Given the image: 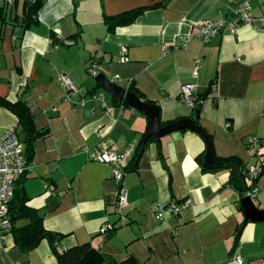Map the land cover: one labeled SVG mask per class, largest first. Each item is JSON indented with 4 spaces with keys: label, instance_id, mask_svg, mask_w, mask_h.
<instances>
[{
    "label": "crops",
    "instance_id": "crops-1",
    "mask_svg": "<svg viewBox=\"0 0 264 264\" xmlns=\"http://www.w3.org/2000/svg\"><path fill=\"white\" fill-rule=\"evenodd\" d=\"M241 1L43 0L36 23L25 22L26 0L0 5V98L24 102L36 130L45 131L17 185L0 264H61L57 246L65 249L66 264H230L235 251L243 264H264V221L245 220L246 195L231 187L229 171L204 167L205 141L181 130L144 142L147 118L114 103L87 74L95 62L110 81L116 76L113 83L158 108L162 128L192 117L180 88L196 85L203 100L199 125L211 138L214 161L235 158L253 167L258 156L247 149V138L264 141V0H248L255 21L235 34L192 40L186 48L180 42ZM140 9L130 25L110 30L105 23V17ZM62 74L79 89L71 102L64 99ZM92 94H102L107 107ZM10 127L20 131L17 118L0 105V137ZM140 143L148 144L121 184L128 208L117 215L119 186L110 167L90 160L86 149L112 148L134 166ZM256 187L253 203L262 211L264 171ZM185 201L190 205L178 216L156 219L157 204ZM107 225L113 229L100 234ZM41 230L51 237L29 251L19 245Z\"/></svg>",
    "mask_w": 264,
    "mask_h": 264
},
{
    "label": "built area",
    "instance_id": "built-area-1",
    "mask_svg": "<svg viewBox=\"0 0 264 264\" xmlns=\"http://www.w3.org/2000/svg\"><path fill=\"white\" fill-rule=\"evenodd\" d=\"M6 2L7 0H0V5L6 4ZM254 21L255 18L252 15L248 0H242L229 10L226 17L218 18L216 21H205L195 34L181 36L180 42L183 48H186L192 40H199L207 43L221 32L228 31L235 34L241 26L251 24ZM163 51L166 52L167 49L164 47ZM126 53L127 50L122 48L121 60L127 59ZM200 67V60H197L193 73L195 76ZM87 74L92 77L98 74L97 63L92 62L87 67ZM116 79V76L112 77L111 82H114ZM58 80L64 88V99L66 102H71L73 98L79 95V89L67 75H60ZM211 87L215 89L216 86L212 84ZM180 96L182 101L185 102L191 110L197 106L201 107L203 102L198 94L197 86L194 84L182 85L180 88ZM90 99L96 101L102 108L107 107L102 94H92ZM85 103L86 100L81 98L79 105L84 106ZM263 146L264 141L260 140L258 137L250 136L247 138V149L258 156L256 165L248 168V178L251 181L256 180L264 171V158L260 155ZM86 153L89 155L90 160L110 167L112 180L119 186L115 204V214L122 215L128 208V194L126 190L121 187L127 172L128 156L112 148H104L101 152L93 153H91L89 149H86ZM28 170L29 166L23 154V144L17 135V129L15 127H10L0 137V238L11 230L9 205L14 197L17 181L25 175ZM46 188L49 187L46 185ZM257 192V187L255 186L246 196L254 201L257 197ZM189 205V201H185L181 204L176 202L157 204L155 208L156 219L162 221L168 216H178ZM112 229L113 226L107 225L101 228L100 234H106ZM64 250L65 249L62 247H56V251L59 254L63 253ZM230 264H243V258L238 251L234 252Z\"/></svg>",
    "mask_w": 264,
    "mask_h": 264
},
{
    "label": "trees",
    "instance_id": "trees-1",
    "mask_svg": "<svg viewBox=\"0 0 264 264\" xmlns=\"http://www.w3.org/2000/svg\"><path fill=\"white\" fill-rule=\"evenodd\" d=\"M42 6H43V0H26L25 22L36 23L38 12L42 8ZM4 9L5 8L0 7V34H1L2 22H4ZM142 11L143 10L140 9V10L127 12V13H124V14H121L115 17H105V23L109 27L110 30H113L116 27L127 26L133 23L136 20V18L140 15V13H142ZM129 91H132V89H129ZM133 94L137 95L134 92ZM0 105L4 107L5 109L9 110L17 118L18 125L20 128V131H17V135L23 144V154L28 164L33 158L35 142L39 138L44 136L45 131L42 132V131L36 130L35 124H34V117L29 107L24 102L17 101L15 103H11L7 101L6 99L0 98ZM200 109H201L200 106L193 108L191 110L192 117L190 118L198 126H200L199 125ZM208 139H211V138L208 137ZM147 144L148 143H140L138 145L137 149L135 150L134 156H133V161L135 162V164L134 166L133 165L129 166L128 164L126 168L127 172L128 170L133 171L137 167L138 160L141 154L143 153V151L145 150V147L147 146ZM211 169L212 171H217V170L229 171L230 172L229 183L231 187L235 189L237 192H239L241 196L243 197L256 186V183L258 181V178L254 181H251L248 178V168H246L239 160L235 158L216 159L215 166ZM24 176L25 175H23L17 181L15 185V190H14L15 191L14 197L11 200V203L9 205V213H11L10 214L11 221L14 219L13 211L16 210V198H18V195H19V186L17 185H19L22 182L21 180ZM50 237H51L50 234H48L44 230H41L39 231V233H36L35 235L28 237L27 239H24V240L19 239L20 240L19 245H21L23 248L29 251L31 249H34L44 238H50ZM236 237L238 238V236ZM56 253L59 257L61 264H66V256H65L66 254L64 252L59 254L57 251Z\"/></svg>",
    "mask_w": 264,
    "mask_h": 264
},
{
    "label": "water",
    "instance_id": "water-1",
    "mask_svg": "<svg viewBox=\"0 0 264 264\" xmlns=\"http://www.w3.org/2000/svg\"><path fill=\"white\" fill-rule=\"evenodd\" d=\"M94 78L97 82L98 88L106 91L114 103L124 102L132 107L136 112L147 118L148 124L144 134V142H147L151 137H154L158 140L172 132L190 130L198 134L207 145L206 155L204 157V167L212 168L215 166L210 141L200 126L196 125L190 119H183L162 128L160 126L159 110L154 104L145 102L137 95L117 86L115 83L111 82L102 72H98ZM241 203L244 209L246 221H264V210L260 211L257 209L249 197H244Z\"/></svg>",
    "mask_w": 264,
    "mask_h": 264
}]
</instances>
